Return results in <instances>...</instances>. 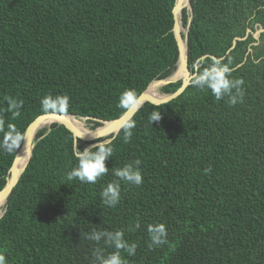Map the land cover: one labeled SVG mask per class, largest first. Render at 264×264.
<instances>
[{"label":"trees","instance_id":"16d2710c","mask_svg":"<svg viewBox=\"0 0 264 264\" xmlns=\"http://www.w3.org/2000/svg\"><path fill=\"white\" fill-rule=\"evenodd\" d=\"M175 3L0 0V117L23 139L46 113L88 118L93 129L101 126L93 119H119L127 111L119 107L121 93L134 89L140 97L177 71ZM190 4L182 19L186 28L192 17L190 69L200 57H223L232 77L245 82L243 102L230 106L227 97L217 101L191 85L158 105L162 119L153 124L156 105L144 104L128 122L135 124L131 140L125 142L127 124L110 143L109 170L140 159L144 180L139 186L121 181L115 207L100 197L112 172L95 184L67 180L77 163L72 133L56 124L41 129L0 218V254L7 264H94L97 247L115 249L85 239L93 230H123L137 245L134 256L121 251L127 264H264V32L229 52L248 29L264 28V0ZM49 94L69 96V108L44 111L40 101ZM6 96L23 101L18 118L6 111ZM90 144L78 140L80 150ZM20 148L0 143V191ZM157 223L166 225L168 243L149 248L148 225Z\"/></svg>","mask_w":264,"mask_h":264},{"label":"clouds","instance_id":"9594fccd","mask_svg":"<svg viewBox=\"0 0 264 264\" xmlns=\"http://www.w3.org/2000/svg\"><path fill=\"white\" fill-rule=\"evenodd\" d=\"M259 29L261 28H258L256 31ZM256 31L252 32L253 35ZM232 71V67H230L229 63H225L223 57H209L207 59L200 57L196 62V67L188 73V77L192 86L201 90L210 91L217 101L227 97L226 102L230 106H235L237 103L243 102L245 94L243 85L245 82L243 79L233 78ZM4 99L8 105L6 111L11 113L12 119L18 118L21 115L20 110L23 108V101L11 96H6ZM40 103L44 111L65 112L70 106V97L67 95L53 96L49 94L44 96ZM118 103L120 108L130 110L138 106L139 97L134 89H127L120 94ZM158 109L159 106L157 105L149 116V122L151 124L159 122L162 119V112ZM93 121L97 122L94 119ZM134 127V122H130L127 125L125 142L131 140L133 134L131 130ZM0 131L3 132V140L0 143L7 145L9 150L14 151L20 148L23 135L16 129L14 124L0 117ZM86 135L79 136L73 141L72 153L77 163L67 173V180L72 181L78 179L81 183L95 184L100 178L106 176L111 171L114 179L108 182L106 187L103 188L100 197L104 205L115 207L120 202L121 181L137 186L144 182L140 168L142 161L136 159L124 164L123 167H115L109 170L106 166L107 161L113 156L114 152L110 142L96 137L98 143L80 150L78 140L83 139ZM210 171L211 169H205L206 174ZM135 227H140L138 221ZM148 233L150 239L149 248L159 247L168 243L165 224L157 223L148 225ZM83 235L85 239L95 241L97 244L103 240L105 246L115 249L113 252L105 253L104 248L97 247L93 253L95 258L94 264H127V261L121 255V251L127 252L130 256L136 254L137 245L135 243L129 244L125 240L123 230H93L91 233H85ZM0 264H7V259L3 254H0Z\"/></svg>","mask_w":264,"mask_h":264},{"label":"water","instance_id":"95a60500","mask_svg":"<svg viewBox=\"0 0 264 264\" xmlns=\"http://www.w3.org/2000/svg\"><path fill=\"white\" fill-rule=\"evenodd\" d=\"M190 10L191 11V4L190 0H185V2L182 4L181 0H176L174 9H173V15H174V29L173 33L175 36V40L178 45L179 49V60L177 62V72L182 69L185 72V77H183L180 80H169L172 78L169 77L165 80L153 82L149 88L140 95L139 97V104L136 108L127 110L119 119L110 121V122H103V121H97L99 123H103L102 126L98 127L94 131H89V133L86 132H79L77 131L72 123L71 119H77L74 115L69 114H61V113H46L38 118H36L27 128L22 146L18 153L15 156L14 162L12 167L9 170L7 182L3 190L0 191V201L6 203L8 198L10 197L14 187L17 185L19 179L21 178L22 174L26 170L32 156L33 147H34V141L36 138L37 133L41 129L48 128L51 129V126L58 125V126H64L67 130H69L74 139H76L79 136L87 134L83 139H79L86 143H91L90 145H94L98 143V138L101 140L112 142L118 134L121 132V130L128 124V122L136 115V113L141 109V107L146 103H151L153 105H163L170 103L179 97L183 95V93L186 91V89L191 85L190 79L188 77V73L191 72L189 63H188V41H189V28L192 21V17L189 19V22L187 24V27L184 28L183 26V11L184 10ZM178 13H181L182 17L181 20H178ZM264 32V29L261 28L258 31L255 32L254 37L255 39H258L260 34ZM250 33V30L248 31V34ZM245 38H236L233 42V46L229 50L231 52L237 45L238 41H243ZM228 52V54H229ZM213 57V56H210ZM205 59L207 58L204 57ZM181 81V87L171 94H160L162 96L161 99H157L149 94V90L151 87L155 84H159L158 88H161L163 86L171 85L173 83H177ZM80 119H87L88 118H80ZM95 120V119H94ZM90 145L86 146L89 147ZM28 155L27 162L23 167H20L21 162L24 160V158ZM4 215V212L0 215V218Z\"/></svg>","mask_w":264,"mask_h":264},{"label":"bare ground","instance_id":"6f19581e","mask_svg":"<svg viewBox=\"0 0 264 264\" xmlns=\"http://www.w3.org/2000/svg\"><path fill=\"white\" fill-rule=\"evenodd\" d=\"M185 2V0H181V3L183 4ZM181 13H178V20L180 21L181 20ZM183 77H185V72L180 69L178 72L176 71L173 75H172V78L169 79V80H180L182 79ZM159 84H155L151 87V89L149 90V94L157 99H161L162 96L160 95V92H159V88H158ZM73 127L79 131V132H86V133H89V130L86 129L85 127V121L84 120H79V119H71L70 120ZM27 158H28V155L24 158V160L21 162L20 164V167H23L26 162H27ZM5 207V203L4 202H1L0 201V215L2 213V209Z\"/></svg>","mask_w":264,"mask_h":264},{"label":"flooded vegetation","instance_id":"af4514ba","mask_svg":"<svg viewBox=\"0 0 264 264\" xmlns=\"http://www.w3.org/2000/svg\"><path fill=\"white\" fill-rule=\"evenodd\" d=\"M250 29H248L247 31H246V35L243 37V38H245V40L250 36V34H252V36H253V39L254 40H256L257 41V39H255V37H254V35H253V33H252V31L250 30V33L248 34V31H249ZM258 40H260V36H259V39ZM257 42L256 43H251V45L250 46H257ZM249 52L250 53H252V55L254 56V54H253V52H252V49H249Z\"/></svg>","mask_w":264,"mask_h":264},{"label":"rangeland","instance_id":"374dc122","mask_svg":"<svg viewBox=\"0 0 264 264\" xmlns=\"http://www.w3.org/2000/svg\"><path fill=\"white\" fill-rule=\"evenodd\" d=\"M177 69H178V66H177ZM79 120H83V119H79ZM84 121H85V127H86V129L89 130V131H93V128H92L93 126L91 124H89L88 120L87 119H84ZM2 212H4V208L2 209Z\"/></svg>","mask_w":264,"mask_h":264}]
</instances>
